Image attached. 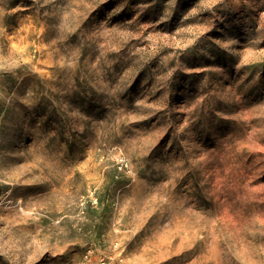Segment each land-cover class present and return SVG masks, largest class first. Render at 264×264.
<instances>
[{
	"label": "rangeland",
	"instance_id": "rangeland-1",
	"mask_svg": "<svg viewBox=\"0 0 264 264\" xmlns=\"http://www.w3.org/2000/svg\"><path fill=\"white\" fill-rule=\"evenodd\" d=\"M0 264H264V0H0Z\"/></svg>",
	"mask_w": 264,
	"mask_h": 264
}]
</instances>
